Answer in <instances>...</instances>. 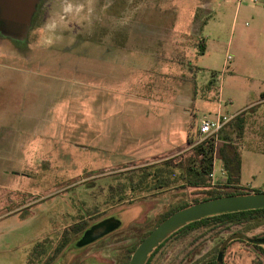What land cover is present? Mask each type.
Segmentation results:
<instances>
[{"label":"rangeland","instance_id":"obj_1","mask_svg":"<svg viewBox=\"0 0 264 264\" xmlns=\"http://www.w3.org/2000/svg\"><path fill=\"white\" fill-rule=\"evenodd\" d=\"M239 1L0 0V264H28L36 241L105 211L123 228L95 262L117 264L166 213L237 190L217 153L211 188L183 187L173 167L169 187L107 203L128 175L187 165L219 109L246 122L216 146L234 145L239 185L264 193V6ZM231 233H182L155 264L206 263L219 246L227 264H264Z\"/></svg>","mask_w":264,"mask_h":264},{"label":"trees","instance_id":"obj_2","mask_svg":"<svg viewBox=\"0 0 264 264\" xmlns=\"http://www.w3.org/2000/svg\"><path fill=\"white\" fill-rule=\"evenodd\" d=\"M203 43H200L198 45L201 52L205 51L206 49L205 43ZM234 121L236 122V126L238 128V134L242 135L246 122L245 119L238 115L234 119ZM192 152L193 159H188L187 165H184L183 162L172 165L173 161L168 160L165 161L163 165L160 168L156 169L153 173L145 171L144 173L139 175L138 178H135L134 174L128 175L124 178V180L119 181L116 185H110L108 187L107 203H110L113 200L116 202H123L128 195H130L131 197L137 191L151 192L153 190L169 187L173 182L170 177L173 167H179L180 170H182V180L186 179L184 183L185 185H183V187L189 186L194 188H211L212 180L210 175L213 173L215 168V159L217 153L225 171L227 172V179L225 181V184H223L222 186H224L225 188L232 186L238 189L235 191H207V197L202 198L200 200H195L192 204H183L178 206L171 212L166 213L163 216L161 222L168 218L174 212L202 201L211 200L222 196L249 195L260 192L257 190L251 191L248 188H244L239 185L241 160L239 153L234 145L229 143H223V145L218 148L216 146V140L211 138L201 143L194 144L192 147ZM183 174H185L186 177H183ZM263 226L264 208H261L256 210L228 212L208 216L202 218L201 220L188 223L184 228L178 230L175 235L180 236L182 235V233H190L200 230H211L218 232L227 231L229 233L232 232L231 234H243L244 236L236 239L235 242H244V240H246L245 233H248ZM233 228L240 229L233 231ZM151 231L146 232L144 238ZM133 249L135 250L136 248L134 247ZM225 253L226 250L224 249V247L219 246L211 253V256L209 255L206 260V264H221ZM216 255H219V258H217Z\"/></svg>","mask_w":264,"mask_h":264},{"label":"flooded vegetation","instance_id":"obj_3","mask_svg":"<svg viewBox=\"0 0 264 264\" xmlns=\"http://www.w3.org/2000/svg\"><path fill=\"white\" fill-rule=\"evenodd\" d=\"M103 215H107V216L102 218L100 214L97 216L96 214H92L88 216L84 215L80 218V220L74 222L69 227L64 228L61 231V235L59 236V238H57L56 240L54 239L55 241H53L52 239L46 238V236L36 241V243L32 246V249H30L31 253L29 255L28 264H58V261H60L62 256H65V257L59 264H98L95 262V258L96 256L100 254L99 253L100 248L104 247V241L108 237L114 235L115 233H117L119 230L123 228V221H121L122 223L119 228L108 233L102 238H98L84 246H78V242L80 241V239L82 238V236L88 229L98 224L102 220H105L108 218H118L121 220V218L117 216L114 213V211L113 213H110V214H108V212L105 211ZM161 220L157 222V224L151 230L156 228L160 224ZM58 226H55L52 229H55ZM138 233L140 234L139 243L129 248L120 249L119 254H118L117 264H129L130 258L134 252L133 248L134 247L136 248L140 244V242L143 240L144 235H145V233L142 234V231ZM175 233L171 235L169 238H167L166 240H164L149 255L146 264L156 263L157 259H159V257L162 255L161 252L163 248L169 242H171L172 240H175V238L178 236V235H175ZM254 238L263 239L264 236L263 238H258V237H254ZM244 242H246L249 245L248 247L252 249L253 251L260 252V254H257L259 258L260 256L264 257V249H262L264 248V244H256V243L248 242L247 239L244 240ZM216 257L219 258V255H216ZM198 264H206V263H201V261H199ZM221 264H227L226 254L223 256V260Z\"/></svg>","mask_w":264,"mask_h":264},{"label":"water","instance_id":"obj_4","mask_svg":"<svg viewBox=\"0 0 264 264\" xmlns=\"http://www.w3.org/2000/svg\"><path fill=\"white\" fill-rule=\"evenodd\" d=\"M261 208H264L263 192L239 196H222L219 198L202 201L187 208L178 210L163 220L140 242V244L134 250L129 264H146L149 255L164 240L169 238L178 230L184 228L188 223L198 221L202 218L212 215L228 212L256 210ZM120 226L121 220L115 218L102 220L84 233L78 242V246H84L98 238H102ZM243 236V234H234L229 237V239H227L226 243L231 239L233 240ZM245 237L249 242L264 244V238L255 239L249 238L247 236ZM226 243H224V245H226Z\"/></svg>","mask_w":264,"mask_h":264},{"label":"built area","instance_id":"obj_5","mask_svg":"<svg viewBox=\"0 0 264 264\" xmlns=\"http://www.w3.org/2000/svg\"><path fill=\"white\" fill-rule=\"evenodd\" d=\"M243 1H248L251 5H262L264 6V0H240L239 4H241ZM231 57L228 55L227 60L229 61ZM238 115H229V114H223L220 109L216 114L213 116V118H205L202 119L198 126V138L199 143L207 140V139H215L217 140L219 137V134L226 129V127L237 117ZM215 172L210 175L211 179L215 177ZM222 176L225 174L224 170L221 169Z\"/></svg>","mask_w":264,"mask_h":264},{"label":"crops","instance_id":"obj_6","mask_svg":"<svg viewBox=\"0 0 264 264\" xmlns=\"http://www.w3.org/2000/svg\"><path fill=\"white\" fill-rule=\"evenodd\" d=\"M203 40H204L203 42L205 43V45H206V47H207L206 40H205L204 38H203ZM263 95H264V94H263Z\"/></svg>","mask_w":264,"mask_h":264}]
</instances>
